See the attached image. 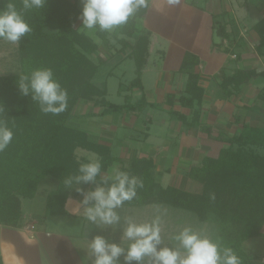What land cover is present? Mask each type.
Returning <instances> with one entry per match:
<instances>
[{
	"label": "trees",
	"instance_id": "16d2710c",
	"mask_svg": "<svg viewBox=\"0 0 264 264\" xmlns=\"http://www.w3.org/2000/svg\"><path fill=\"white\" fill-rule=\"evenodd\" d=\"M7 3H13L18 11H23L32 29L17 43L20 72L0 75V121L13 131L11 143L0 152V223L17 226L21 198L34 197L39 184L47 176L54 178L57 186L47 196L45 216L63 209L70 196L83 197V193L76 190L77 186L69 188L64 184L67 176L77 173L79 163L86 161L84 157L76 158L77 148L98 154L103 166L102 174L115 161L108 144L92 141L85 130L67 125L70 111L79 99L101 96L104 100L102 115L140 110V104L147 101L141 97L134 103H111L105 98L106 89L92 82L98 64L90 55L99 49V45L79 29L82 11L77 0H45L43 7L26 11L23 10V0H0V9L6 7ZM190 3L201 7L196 0ZM147 10L148 7L139 9L126 24L116 28L117 34L123 35L118 40L122 43V49L131 44L126 37L135 35L137 20L143 18ZM222 17H228V13L214 14L212 26L221 40L230 42L227 45L220 42L221 48L228 51L243 45V39L227 29L229 23L235 24L234 19L222 22ZM253 30L260 44L264 45V19L256 22ZM96 35L107 47L112 46L111 38L116 36L98 28ZM141 37H138L140 47L134 46L129 53V57L136 62V77L130 87L143 89L141 73L149 39L143 41ZM0 42L7 41L0 39ZM199 64L197 54L185 52L180 66V71L187 74L185 93L178 100L174 99L173 94H168L162 102L171 107L172 114H183L173 108L175 102L178 101L183 108H193L204 95L200 73L196 70ZM38 68H50L54 78L66 90L67 107L62 113L47 117L42 114L39 103L32 100L31 94H22L19 88L21 78L30 76ZM257 76L264 77V71L254 67L236 68L232 74H227L222 70L221 88L230 95ZM256 101L264 106V86L260 88ZM197 119L195 117L193 120ZM236 123L241 128L238 134L225 136L219 132L216 135L215 140L223 145L217 157L207 156L200 167L190 169L189 176L202 184L200 193L172 185L163 187L154 179V161L151 158H131L121 162L119 168L143 184L137 189L136 198L125 204L167 203L194 211L203 220L206 219V211L219 214L235 224L231 233L228 232L229 247L241 257L242 264H259L256 260L264 255L248 252L243 243L251 237L260 236L264 225V128L242 121L240 116H236ZM78 187L87 191L94 185L82 184Z\"/></svg>",
	"mask_w": 264,
	"mask_h": 264
},
{
	"label": "crops",
	"instance_id": "0c3cea01",
	"mask_svg": "<svg viewBox=\"0 0 264 264\" xmlns=\"http://www.w3.org/2000/svg\"><path fill=\"white\" fill-rule=\"evenodd\" d=\"M160 1L161 3H159V5L161 6V11L159 14L154 15L155 20L164 14L165 18L162 21L169 20V22H173H171L172 25L167 32L164 30L160 33L151 31L150 37H148L150 41L148 50L151 48V52L153 44L155 45L159 41L158 39H153L154 34L159 35L161 41L164 42V48L161 45V48H156V51H163V57L165 58L163 59L162 67L156 69L165 70L164 75L162 76L161 74L162 78L167 74V79L161 80L162 87L159 90V100L163 102L168 94H173L174 99L178 100V97L185 93L184 89L187 82V74L180 71V66L183 56L187 51L197 54L200 58V64L196 67V70L200 73V84L204 87L205 93L200 101L195 102L193 108H183L180 105L181 109H186L188 113L180 111L183 113L182 115H185V117L189 115L191 117V120L186 122L189 123L190 126L179 127L178 137H176V139L174 137L173 141L166 140V135H164V140L159 143L150 141L149 138L152 132L151 128L146 125L145 130L142 132L145 141L142 144L143 146L132 148L131 150L124 148L122 151L124 155L130 156V158L127 159H125L126 156L124 155H122L124 159L122 156L113 155L112 145L107 142L110 146L111 155L115 157V161L110 169L113 166L119 167L121 162L128 161L131 158H151L154 161L153 173L160 175L158 177L160 180L159 183L163 187L172 185L188 192L200 193L202 187L198 184V181H195V179L189 176V171L192 167L201 166L205 157H217L223 145L215 140L216 135L219 132L224 133L225 136L238 134L241 128L240 125L236 123V116H240L242 121H246L251 125L264 128V106L256 101L260 88L264 86V77L257 76L251 78L248 83L242 84L237 92L230 95L222 90L220 79L222 70L227 74H232L236 68H252L248 63H254V66L256 64V70L264 71V58L262 59V57H264V48L262 49V56L259 52L255 53L257 56L255 62L248 61L250 58L245 56L244 52L242 53L243 56L240 53L241 60L236 62L237 67H234L233 70H228L227 67H229L230 62L228 58H226L227 54L220 51L221 48L216 45L214 41V29L212 27L213 15L220 13L222 10V0H220L215 10H213V8L210 9V7L208 8V4H212L211 0H196L198 1L197 5L204 3V8L202 5L200 8L191 5V0H179L177 5H181L182 15L183 10L185 13V28L182 32L178 31V29L180 27L179 24L183 22V16L177 18V14H168L169 6H174L176 4L170 5L168 0ZM154 2L155 0L150 1L147 13L141 20L148 15L145 20L147 19L150 21L151 12H155L152 8ZM230 8H232L231 5ZM158 11L159 10H157V12ZM230 15L234 19L235 24L229 31H233L237 37L242 38V34L239 32L240 29L238 26L240 23L237 19V14L232 11ZM185 30L190 31V36H188V38L185 37L183 33ZM253 36L255 40L257 36L254 34ZM166 47L168 48L167 51H165ZM202 54L205 55V58L201 57ZM208 54L212 56L213 59L211 58L206 62V55L209 56ZM219 57L221 59L220 63L216 62ZM211 60H213V62H211ZM146 65V63L143 65L142 70L148 68ZM159 82L158 80L157 83ZM142 88H144V85ZM215 95L218 98L217 100L214 99ZM131 112L133 113V117H136L134 115L135 111L127 112L128 115ZM114 114L115 113L109 115ZM195 117L198 119L196 122L194 120L192 122V119ZM212 117V120H208V118ZM199 124L212 126L211 130L213 131H210L212 136L203 135L199 128ZM114 129H116V126H114L113 130ZM167 129L170 130L171 128L167 127ZM88 135L89 137L91 136L90 134ZM208 136H210V140H206ZM90 139L95 142L100 141V137H97L96 140L91 137ZM82 150L86 153L83 154V157L87 159L88 151L85 149ZM109 170L104 174H107ZM41 183L44 184L43 188H41L42 185L40 186ZM41 183L34 197L21 198V214L17 226H9L0 223L1 264H92L93 258L90 256V253H87L86 245H88V240L99 234L103 235L111 242L120 241L118 231H115L111 226H97L91 223L96 231L88 232V225L90 222L84 217L83 210L80 207V201H82L83 197L72 195L66 200L63 209L45 216L47 196L56 188L57 182L51 176H47ZM26 199H31V204H28V206L30 205L31 207H33V205L35 206L34 203L38 202L37 208L39 212L33 211L36 208L34 207V209H31L32 213L28 214L25 210ZM149 204L150 203L124 204L123 208L118 211L121 216L125 214L131 216L135 208H139L141 205L149 206ZM30 216H32V218ZM261 232V235H264V225ZM56 240H58V242L63 241L66 247L61 250L59 247L60 245L54 242ZM248 241L247 239L243 243L245 249ZM253 249L252 246L251 249L249 248L250 251L246 250L252 252Z\"/></svg>",
	"mask_w": 264,
	"mask_h": 264
},
{
	"label": "rangeland",
	"instance_id": "374dc122",
	"mask_svg": "<svg viewBox=\"0 0 264 264\" xmlns=\"http://www.w3.org/2000/svg\"><path fill=\"white\" fill-rule=\"evenodd\" d=\"M150 1L148 0V6L150 4ZM212 4H208V8H213V10L217 9V5L220 3V0H211ZM198 2V1H196ZM210 2V1H209ZM78 6L80 10L82 11L83 8V0H77ZM161 3L160 0H155L153 3L152 8L155 12H151L150 14V21L146 17L143 19L137 20L136 25V31L135 35L132 37H126L127 40L131 42V44L128 46V48L122 49V43L118 42L120 41V38L122 39L123 35L117 34L116 28H114L110 33H115L111 38L112 46L107 47L103 45V42L101 39L96 35V29L89 30L83 27L82 20L78 22L79 29L83 32H86L89 37H91L92 40H94L98 45L99 49L92 55H90L91 59L98 64V69L92 79V82L99 86L104 87L106 89V95L105 98L107 101L115 104H124L126 102L134 103L137 101V99L141 97H145V100L147 103L140 104V110H136L134 115L136 117H133V113H129L128 111H123L121 113H115L114 115L105 114L104 116L101 114V110L103 107L102 103H104V100H102V97H88V98H81L77 101V103L74 105L72 110L70 111L67 125L71 128L77 129H83L85 132L90 134L92 139H97V137H100V141L103 144L110 143L112 145V154L115 156H122L124 155L122 151L124 148H127L131 150L132 148L136 147H142L144 141V134L142 133L143 130H145L146 125L151 128V136L149 138L152 142H161L164 139V135H166V140L173 141L174 137H178L179 133V127H188L190 126L189 123H186L187 121L191 120V117L189 115H178L176 113L172 114L170 112L171 107L168 106L165 103H162L159 100V90L162 87V79H167L166 75L164 78L161 77L164 75V71L157 70L156 68L162 67L163 59V51H156V48H161V46L164 48L163 44L164 42L161 41V38L159 35L154 34L153 39H158V43L155 45L153 44V49L151 52V48L148 50V53L144 55L145 63L147 64L146 70H142L141 73V79L143 81L144 88L140 89L138 87L131 88L130 83L131 81L136 77V62L135 59L129 57V53L133 50L134 46H139L140 44L138 41V37L143 38L144 41L151 34V31H157L160 33L162 30L166 31L170 30V27L172 25L169 20L162 21L165 16L161 15L157 20H155L154 15L159 14L161 11V6L159 5ZM231 3V4H230ZM183 5V4H182ZM200 6L204 8V3H200ZM222 10L226 11L228 13V17H222V22H227V20L231 19V13L232 11L237 14V19L240 23L238 26L240 29V33L242 34L243 39V45H237L236 47H233L231 50L225 51L221 48L220 42H224L229 44V40H221L222 38L217 35L215 30L214 32V41L218 47H220V51L227 54L228 61L230 62L229 67H227L228 70L236 68V62H239L240 59V53L243 56L244 55L249 57L248 61L255 62L257 60V56L255 55L256 52H259V54L262 56V49L264 48V45H261L258 37L254 40V36H258L256 34V31L253 30V25L258 22L261 19H264V0H222L221 2ZM230 5L232 8H230ZM220 7V6H219ZM181 5H174L169 6L168 14H177V18H180V16H183L182 23L179 24L180 27L178 31H183L185 28L184 24V10L182 15ZM221 8V7H220ZM228 8V9H227ZM157 10H159L157 12ZM212 10V11H213ZM186 12V11H185ZM219 12V11H218ZM132 17V16H131ZM149 17V18H150ZM167 18V17H166ZM159 19V20H158ZM255 22V23H254ZM139 26V27H138ZM233 25L228 24L227 29H232ZM237 27V29H238ZM235 30V28H234ZM204 31V30H203ZM185 37L188 38L190 36V31L185 30L184 32ZM195 38V37H193ZM149 39V38H148ZM160 42V43H159ZM219 42V43H217ZM150 45V41L148 42V47ZM161 45V46H160ZM253 45V46H252ZM37 50V49H36ZM168 48L166 47L167 51ZM151 53V54H150ZM210 53V51H209ZM236 54V55H235ZM209 55V54H208ZM205 55L202 54L201 57H204ZM213 59L212 56L206 55V62L210 59ZM264 57H262L263 59ZM215 59V58H214ZM205 62V63H206ZM213 62V60H211ZM218 63L221 62L220 57L217 58ZM251 67L256 68L251 63H248ZM228 66V65H227ZM10 67V68H9ZM20 72V61H19V55L17 52V44H12L9 42H0V75L1 74H8V73H16ZM160 81L157 83V81ZM220 96V95H219ZM17 99V97H16ZM15 99V100H16ZM214 99H218L215 95ZM153 103V104H151ZM195 106V105H194ZM174 109L182 111L183 113H187V110L181 109L180 103L177 101L174 103L173 106ZM181 109V110H180ZM42 112V111H41ZM45 116H52L53 114L48 113H42ZM112 114V113H111ZM188 114V113H187ZM187 119V120H186ZM212 118H208V120H212ZM193 122V119H192ZM196 122V121H195ZM114 126H116V129L113 130ZM167 127H170L171 129L168 130ZM205 127V129L203 128ZM210 131L212 126H208ZM203 135H210V131L208 130L207 126L203 125L202 127H199ZM167 129V130H166ZM99 135V136H98ZM210 136L206 138V140H210ZM99 141V142H100ZM104 141V142H103ZM98 142V141H97ZM85 151L82 150V148H77L75 151L76 158H83V154ZM88 157H96L99 159L98 154L94 153L93 151L87 152ZM126 156V155H124ZM132 157V156H131ZM85 158V157H84ZM123 158V156H122ZM130 158V156H126L125 159ZM124 159V158H123ZM200 167V165L198 166ZM154 172V168H153ZM154 179L157 182H160L159 176L157 173L154 174ZM193 178V177H192ZM195 179V178H193ZM195 181H198L195 179ZM199 182V183H198ZM198 183L201 187L200 181ZM194 183V184H196ZM42 185V186H41ZM41 188L44 187V184H40ZM46 186V185H45ZM30 202V203H29ZM31 199L25 200V210L28 214L32 213L31 209H34L33 211H38V202L34 203L35 206L33 207L28 206V204H31ZM160 208L163 211L162 218H161V228L162 232L165 236V243H167V239L174 233L178 232L180 229H182L185 226H191L197 230H204L206 234H208L212 239L219 241V243L222 246L229 247V233H231V229L235 228V224L233 225L228 219H223L219 214H215L214 212H208L206 211L204 213L205 220H201L198 216V214L194 211H191L189 209H182L174 207L170 204L166 203H160V202H154L149 204V206L141 205L139 208H135L134 213L131 215L133 219H136L138 221L143 220H150L153 218L154 215H156V209ZM41 209V208H40ZM128 216L127 214L123 215ZM32 218V216H30ZM115 231H118V234L120 235V239L122 236V230L119 226H111ZM117 227V228H116ZM96 231L94 230V227L91 223L88 225V232ZM229 232V233H228ZM248 243H246V249L248 251L249 248L253 246L252 253L255 252L257 254L264 255V235L251 237L248 239ZM55 243H58L60 246V249L63 250L64 245L63 241L58 242V240L54 241ZM244 246V245H243ZM85 247V246H84ZM87 247V245H86ZM87 253L89 254L88 250ZM120 264H124L123 256L120 258ZM258 260V261H257ZM256 261L259 262V264H264V256H261V258H258ZM135 264V262H133Z\"/></svg>",
	"mask_w": 264,
	"mask_h": 264
},
{
	"label": "clouds",
	"instance_id": "9594fccd",
	"mask_svg": "<svg viewBox=\"0 0 264 264\" xmlns=\"http://www.w3.org/2000/svg\"><path fill=\"white\" fill-rule=\"evenodd\" d=\"M168 3L178 4L179 0H168ZM44 4L45 0H23V10L39 9ZM147 7L148 0H83L80 18L86 29L110 32L126 24L139 9ZM31 30L23 11H18L13 3L0 9V39L17 44ZM19 88L22 94H31L45 114H60L67 107V92L50 68H38L30 76L22 77ZM12 138L13 131L0 121V152L9 146ZM102 167L98 158L88 157L79 163L76 174L64 180L66 187L75 185L76 190L83 193L80 207L88 222L97 226H119L122 230L119 242H111L99 234L88 240L92 264H120L121 256L124 264H242L233 248L222 246L204 230L191 226L172 234L165 243L160 208L150 220L122 217L118 210L125 202L136 198L142 181L118 166L102 174ZM82 184L94 187L84 191L78 187Z\"/></svg>",
	"mask_w": 264,
	"mask_h": 264
}]
</instances>
